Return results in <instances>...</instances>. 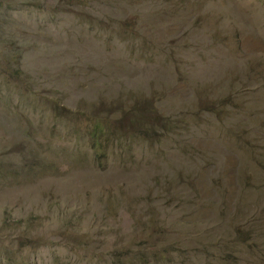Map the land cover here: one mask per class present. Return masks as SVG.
<instances>
[{
	"label": "rangeland",
	"instance_id": "374dc122",
	"mask_svg": "<svg viewBox=\"0 0 264 264\" xmlns=\"http://www.w3.org/2000/svg\"><path fill=\"white\" fill-rule=\"evenodd\" d=\"M0 264H264V0H0Z\"/></svg>",
	"mask_w": 264,
	"mask_h": 264
},
{
	"label": "trees",
	"instance_id": "16d2710c",
	"mask_svg": "<svg viewBox=\"0 0 264 264\" xmlns=\"http://www.w3.org/2000/svg\"><path fill=\"white\" fill-rule=\"evenodd\" d=\"M28 38L23 37V42H26ZM15 72L13 73L14 76ZM129 97V96H128ZM126 98L124 101H121L120 104L123 108H121V114L118 115L116 111H113L107 115H101L97 114L96 110H92L87 108L86 115L89 117L88 122V130H85L87 134L92 138V143L90 144L92 150L94 151L95 156L100 159L101 157L107 156V154H110L111 152L108 151L109 145L114 148L115 152L119 151L121 155H125L127 152L129 153L132 143L134 141H137L134 139V134L137 133L136 128H138L142 133L143 137L141 140L147 139L149 136L151 139L154 137L156 130H157V123L158 118L155 116H152V111L145 106V102L141 104V107L145 109V113L139 114L136 107L131 106V104H128L131 100V96L129 98ZM41 100H44L45 97H39ZM102 97H100V102L104 106L105 104L102 102ZM50 103V100H48ZM134 104H136V101H133ZM129 106L128 110H125L126 106ZM62 108H66L65 106H62ZM58 109H61L60 106L54 104L53 105V116L55 111ZM103 110L106 112V108H103ZM149 115L147 121L144 123V125L141 124L142 116ZM55 118V116H54ZM131 121V126L133 129H135L134 132L131 131L128 127V124L126 121ZM55 121V120H54ZM55 124H53L54 126ZM126 130V131H125ZM140 140V141H141ZM127 147H129L127 150ZM108 152V153H107ZM54 166L53 164H51ZM23 233V232H22ZM23 234H17V235H10V237H7L5 240L10 241L13 243L17 239L22 240Z\"/></svg>",
	"mask_w": 264,
	"mask_h": 264
}]
</instances>
